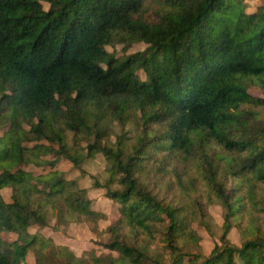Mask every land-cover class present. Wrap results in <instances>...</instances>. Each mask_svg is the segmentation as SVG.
<instances>
[{
    "label": "trees",
    "instance_id": "1",
    "mask_svg": "<svg viewBox=\"0 0 264 264\" xmlns=\"http://www.w3.org/2000/svg\"><path fill=\"white\" fill-rule=\"evenodd\" d=\"M97 153L118 215L82 257L40 229L97 231L57 167ZM2 233L0 264H264V0H0Z\"/></svg>",
    "mask_w": 264,
    "mask_h": 264
},
{
    "label": "rangeland",
    "instance_id": "2",
    "mask_svg": "<svg viewBox=\"0 0 264 264\" xmlns=\"http://www.w3.org/2000/svg\"><path fill=\"white\" fill-rule=\"evenodd\" d=\"M260 0H249L250 6L253 8ZM47 6V5H45ZM116 48V47H115ZM141 48L140 47H136ZM110 51L112 47L108 48ZM251 92L255 95H260L261 92L257 88H252ZM115 132H120V127L114 125ZM70 133H67V140L69 141ZM105 160L101 153H97L93 158H90L84 164L86 173L79 175V172L72 170L71 165L65 161L60 160L57 167L64 171L68 177H78L80 184L87 188L88 196L92 201V207L96 210H100L104 213V217L97 222V231L93 230L94 225L88 223H64L58 229L53 228V223L49 227L40 229L41 232L53 240L56 245L67 246L75 255L88 257L90 252H95L97 255L101 253H108L109 251L105 248L104 244L109 240L108 227L114 223L118 215L119 203L115 200L108 198L106 189L101 187L99 184L103 182L105 173ZM3 199L10 201V192L7 189L1 190ZM211 216L216 222L221 223L222 213L221 209L217 205H211L208 209ZM194 229L200 236V244L203 248L204 253H209L214 246L215 238L210 236L208 232L202 228L193 225ZM36 226H31L30 231L35 232ZM1 238L4 240H11L15 238L12 233H2ZM231 242L239 244V234L235 228L231 229L228 234ZM162 245L160 242H155L153 248L158 251ZM26 260L29 264H34L33 254L29 252L26 256Z\"/></svg>",
    "mask_w": 264,
    "mask_h": 264
},
{
    "label": "crops",
    "instance_id": "3",
    "mask_svg": "<svg viewBox=\"0 0 264 264\" xmlns=\"http://www.w3.org/2000/svg\"><path fill=\"white\" fill-rule=\"evenodd\" d=\"M5 189L9 190V192H10V189H8V188H5ZM33 226H36V227H38L37 225H33Z\"/></svg>",
    "mask_w": 264,
    "mask_h": 264
}]
</instances>
